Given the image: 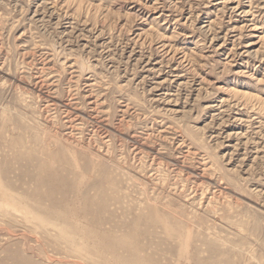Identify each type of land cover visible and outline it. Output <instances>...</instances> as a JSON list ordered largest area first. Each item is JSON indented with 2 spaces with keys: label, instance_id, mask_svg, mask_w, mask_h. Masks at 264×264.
<instances>
[{
  "label": "rangeland",
  "instance_id": "obj_1",
  "mask_svg": "<svg viewBox=\"0 0 264 264\" xmlns=\"http://www.w3.org/2000/svg\"><path fill=\"white\" fill-rule=\"evenodd\" d=\"M0 264H264V0H0Z\"/></svg>",
  "mask_w": 264,
  "mask_h": 264
}]
</instances>
